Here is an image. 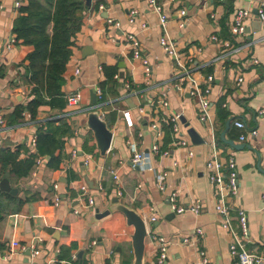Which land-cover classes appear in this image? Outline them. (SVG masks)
<instances>
[{"label":"crops","instance_id":"0c3cea01","mask_svg":"<svg viewBox=\"0 0 264 264\" xmlns=\"http://www.w3.org/2000/svg\"><path fill=\"white\" fill-rule=\"evenodd\" d=\"M148 1L92 0L97 8L85 16L74 39L61 88L63 96L78 92L81 101L66 105L62 113L44 106L36 116L40 124L64 119L69 125L72 135L64 140L65 158L57 169L48 167L45 158L41 157L39 164L34 159L27 171L26 164L32 159L30 140L36 128L27 114L22 123L8 124L14 108L30 100L31 86L23 82L22 67L32 47L18 45L12 32L26 0H0V112L5 121V127H0V154L8 150L17 154L15 163L21 173L15 174L8 165L2 175L0 165V181L8 175L9 185L16 190L14 195L0 191V264H131L133 229L126 225L124 216L114 212L96 218L115 197L136 210L147 224L146 264H155L156 259L157 246L151 236H162L168 243L164 264H197L199 251L210 264H233L228 234L214 211L216 189L209 183L205 168L214 156L223 164L233 158L238 193L230 202L231 213L245 212L249 247L262 251L264 25L256 26L254 16L258 3L264 0H155L160 13L167 17L166 32L178 62L159 45V16ZM240 9L252 15L246 21L250 32L243 39H235L230 26ZM133 11L137 12L136 21L130 24ZM128 35L138 42L142 57L151 67L149 78L144 76L140 60L132 58ZM212 36L219 41H212ZM222 42L229 43L231 49H224ZM245 42L247 48L243 47ZM252 58L258 63H252ZM78 65L81 73L75 78L73 70ZM104 67L115 69L116 83L105 88L109 89L106 107L96 109L97 91L101 92L105 82ZM187 75L201 89L209 88L212 127L199 121ZM208 76L212 77L210 83ZM238 77H242L240 85H236ZM92 93L95 104L91 103ZM160 100L166 101L167 107H161ZM93 111L113 134L104 156L99 154L92 133L85 129L86 116ZM174 116L183 118L188 128L179 123L180 131L177 135L171 131L172 141L165 148L163 126H168ZM236 122L244 128H236ZM151 124L159 136L149 129ZM189 128L197 132L202 143H191L186 132ZM240 136L243 141H239ZM182 140L188 145L180 147ZM152 144L159 152L150 151ZM133 147L148 157L150 164L145 169L132 165ZM73 150L77 151L76 158H71ZM164 152L167 154L162 155ZM159 173L165 174L162 191L155 180ZM81 186L87 188L86 196H80ZM171 193L177 194L179 205L199 201L200 213H172ZM87 196L94 201L90 210L85 209ZM196 228L202 229V237L196 238ZM183 239L191 243H183ZM13 243L20 248H13Z\"/></svg>","mask_w":264,"mask_h":264},{"label":"trees","instance_id":"16d2710c","mask_svg":"<svg viewBox=\"0 0 264 264\" xmlns=\"http://www.w3.org/2000/svg\"><path fill=\"white\" fill-rule=\"evenodd\" d=\"M96 8L94 4L86 8L84 0H26L18 10L12 32L18 45L32 47L22 67L23 82L31 86V91L30 100L25 105L19 104L14 108L8 117V124L12 126L22 123L24 114L34 123L36 142L31 153L32 159L26 164L27 171L34 159L45 158L48 167L57 169L65 158L64 140L72 135L69 125L64 119L49 120L40 124L36 122V116L38 110L44 106L59 113L65 110L67 102L61 88L67 63L72 55L74 39L83 25L85 16ZM103 70L105 82L101 84L99 102L103 104L104 109L109 90L105 88L115 84L116 80L113 78L114 68L104 67ZM163 129V147L166 148L172 141L171 125L163 126ZM16 156L17 154L9 150L1 151L2 175L8 165L15 174H21L19 164L15 163Z\"/></svg>","mask_w":264,"mask_h":264},{"label":"built area","instance_id":"2783aa9c","mask_svg":"<svg viewBox=\"0 0 264 264\" xmlns=\"http://www.w3.org/2000/svg\"><path fill=\"white\" fill-rule=\"evenodd\" d=\"M149 4L153 7V9L157 12L159 16V25L162 29V35L159 38V45L164 51V53L172 59H177V54L174 51V44L172 43L171 39L169 38L167 32H166V23H167V17L160 13V8L158 7L155 0H149ZM16 7H19V3L17 2L15 4ZM99 9H102V7H99ZM136 11H133L131 15L129 16V23L134 24L135 23V15ZM180 15L184 16L185 12L180 11ZM252 17L251 13L247 10L240 9L238 10L233 18V21L230 26V32L231 35L235 39L244 38L246 36V21ZM255 19L258 21L261 25H264V1H260L258 3V7L256 9L255 13ZM109 24H112V21H107ZM117 25V24H115ZM144 27V26H142ZM127 40L131 42L132 46V58L140 60L142 66H143V73L146 78H149L151 75V67L144 57H142L140 50H139V44L136 40H134L133 36L128 35ZM211 40L214 42L219 41L216 36H212ZM248 47L249 44L245 42L243 47ZM223 47L226 49H231V46L229 43L224 42ZM242 47V48H243ZM236 47V51H237ZM177 61V60H176ZM178 62V61H177ZM252 63L257 64L258 61L256 59L252 58ZM81 73L80 66H76L73 70V76L79 77ZM187 80L190 84L191 89V95L196 99L197 109L199 110V121L201 123H209V126L212 127L210 115H209V108L210 103L207 99V95L209 94V88L201 89L200 86L196 83L195 79H193L190 76H186ZM207 83H210L212 81V77L208 76L206 78ZM242 82V77H238L236 79V85H240ZM178 89V86H177ZM97 97L98 100L101 99V92L100 90L97 91ZM67 105L68 106H74L77 105L81 101V95L78 92L68 94L64 96ZM159 105L161 107H167V103L164 100L159 101ZM103 106L102 103L99 102L97 105V108H101ZM142 109H140V113H142ZM260 114H264V111H261ZM29 123L33 125L34 123L29 120ZM169 123L171 125V131L174 135H177L180 131V122L179 117L174 116L169 119ZM235 127L238 129H243L244 125L240 122H236ZM0 127H5V121L3 119V116L0 112ZM149 129L159 136V133L157 131V128L154 124H151L149 126ZM251 134L253 136L256 135L255 131H252ZM244 137L240 136L239 141H243ZM36 142V136H33L30 140V146L32 149L35 147ZM180 147L187 146V141H180L179 142ZM216 152V146H213ZM133 154L131 157V163L133 166L145 169L146 165L148 166L150 164V161L148 157L142 153L138 152L134 147ZM150 151L153 153L159 152V148L156 144H152ZM167 152L162 153V155H166ZM217 154V152H216ZM71 158H76L77 151L73 150L71 151ZM191 155V153H189ZM36 162L39 164L42 162L41 158H37ZM206 171L208 173V181L209 183L214 186L216 189V204L214 207V211L217 215L221 218V228L228 234L229 237V244H228V250L229 254L233 259V264H264V247L262 248V251L259 252L258 250H251L250 240H249V232L247 227V217L243 210L236 211L235 215L231 213L232 208L230 205L231 200L237 195L238 193V175L236 171L235 162L232 157H229L226 159V162L223 164L220 159H217L215 156L206 163L205 165ZM114 175V174H113ZM164 178L165 174H158L156 176V182L158 188L162 191L164 190ZM114 179H116V176L114 175ZM80 196H86L88 193V190L85 186H81L79 189ZM120 196V193L117 194ZM263 198V210H264V196ZM169 203L172 213L177 215H182L184 213H191L193 215H198L200 213V202L194 201L188 206L179 205L177 203V194L171 193L169 195ZM94 201L91 196H87L85 209L90 210L93 208ZM155 218H151V222H154ZM150 233H148L147 230V236H149ZM194 234L196 238H200L203 235V231L201 228H196L194 230ZM151 239L153 242H155V245L157 246L156 249V259L155 264H164L167 260V249H168V243L162 236H151ZM183 243H191L187 239H183ZM95 243H92L94 245ZM13 248H20L18 243L12 244ZM12 252V250H11ZM199 262L197 264H210L209 260L205 256L203 251H199Z\"/></svg>","mask_w":264,"mask_h":264},{"label":"water","instance_id":"95a60500","mask_svg":"<svg viewBox=\"0 0 264 264\" xmlns=\"http://www.w3.org/2000/svg\"><path fill=\"white\" fill-rule=\"evenodd\" d=\"M92 4V0H84V5L86 8H90ZM256 13V12H255ZM255 24H253L254 26ZM261 25L259 22L256 26ZM249 27H246V33H249ZM96 98L95 93H92L91 103L95 104ZM129 104V103H127ZM131 107V106H130ZM133 108V107H132ZM180 123L184 126V128H188V124L185 122L183 118H179ZM85 129L89 130L94 138L95 146L101 156H104L106 152L110 149L111 141H112V132L108 129L107 124L104 120L99 118L97 112H89L86 116L85 120ZM187 135L192 144L198 145L202 143L201 138L197 134V132L189 128L187 129ZM7 176L0 181V191L6 192L14 195L16 190L13 189L7 180ZM120 213L125 218V223L128 227L133 229V232L130 235L132 253H133V261L131 264H146L145 263V240L147 237V224L141 215L134 209L128 207L127 205L121 204L118 199L112 198L111 204L108 209L101 213L97 214V219H101L109 216L111 213ZM28 257L30 256V252L26 254Z\"/></svg>","mask_w":264,"mask_h":264}]
</instances>
